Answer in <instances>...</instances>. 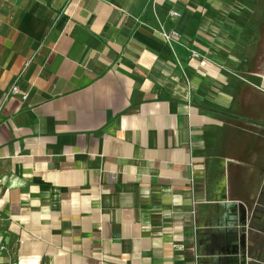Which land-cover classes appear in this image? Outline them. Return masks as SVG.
<instances>
[{"label": "crops", "instance_id": "obj_1", "mask_svg": "<svg viewBox=\"0 0 264 264\" xmlns=\"http://www.w3.org/2000/svg\"><path fill=\"white\" fill-rule=\"evenodd\" d=\"M252 261L264 0H0V264Z\"/></svg>", "mask_w": 264, "mask_h": 264}, {"label": "built area", "instance_id": "obj_2", "mask_svg": "<svg viewBox=\"0 0 264 264\" xmlns=\"http://www.w3.org/2000/svg\"><path fill=\"white\" fill-rule=\"evenodd\" d=\"M170 16L178 17L179 15L176 12H171ZM153 19H154L153 26L148 25V24H145V26L148 27L153 33L157 34L162 39V41L164 42L166 47L169 49L170 53L172 54L174 58L177 57V53H176L177 48H182L188 51L190 60L192 61H195L201 58L199 53H197L194 50H191L186 44H184L182 40V36L176 30L165 29L155 14L153 15ZM9 96H20L23 101L27 99V94L21 93L16 84H14L10 88V90L7 92L6 97H9ZM190 183H192V180L190 181ZM252 262L256 264H261L255 261H252Z\"/></svg>", "mask_w": 264, "mask_h": 264}, {"label": "rangeland", "instance_id": "obj_3", "mask_svg": "<svg viewBox=\"0 0 264 264\" xmlns=\"http://www.w3.org/2000/svg\"><path fill=\"white\" fill-rule=\"evenodd\" d=\"M234 1H236V2H238L239 4L241 3L242 4V2H244V0H234ZM236 16V15H235ZM242 17H244V15H238V16H236V20L237 21H241V20H245V19H243ZM254 18V17H253ZM254 20V19H253Z\"/></svg>", "mask_w": 264, "mask_h": 264}]
</instances>
